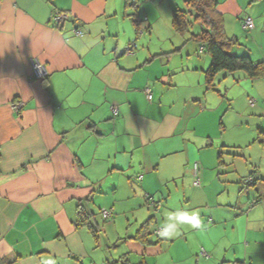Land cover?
Instances as JSON below:
<instances>
[{
    "label": "crops",
    "instance_id": "0c3cea01",
    "mask_svg": "<svg viewBox=\"0 0 264 264\" xmlns=\"http://www.w3.org/2000/svg\"><path fill=\"white\" fill-rule=\"evenodd\" d=\"M147 4L144 14L136 12L138 18H147L141 19L140 28L172 38L174 6L166 1L155 8ZM128 8L125 0H0V264H114L123 254L129 264H152V257L164 251L162 243L142 245L129 239L134 232L124 238L122 254H107L87 225L75 224L80 203L94 212L92 223L103 209L111 211L114 223L117 217L112 215L118 213L119 196L124 195L131 220L137 219L136 231L154 217L142 213L143 205L155 199L163 182L178 177L175 168L192 171L194 181V165L197 176L199 165L204 169L199 149L211 145L209 136L196 134L193 124L207 109L200 103L201 90L208 91L209 55L199 58L197 53L203 52L191 44L180 63L170 65L164 54H181L186 38L148 48V53L126 54L137 30L131 16L135 9ZM57 10L70 16L62 27L51 20ZM218 10L224 24L226 16L244 13L239 0L219 1ZM252 20L256 41L263 30L259 19L256 24ZM74 25L80 35L71 31ZM259 45L251 56L264 62V46ZM31 57L45 65V79L29 77ZM209 90L216 91L215 86ZM16 98L24 103L18 114L9 104ZM260 183L254 188L263 197ZM192 186L200 188L201 183ZM160 196L158 201L163 200ZM254 199L246 204L236 201L238 209L245 207L244 215L251 209L245 222L255 223L253 241L247 229L243 240L231 238L219 247L218 239L204 240L196 234L198 228L186 225L180 226L177 237L160 235L167 242L191 244L189 255L205 245L211 256L204 263L264 264V199ZM164 205L157 215L163 223L170 210L169 203ZM208 211L214 214L212 206ZM251 242L254 246L249 247Z\"/></svg>",
    "mask_w": 264,
    "mask_h": 264
},
{
    "label": "rangeland",
    "instance_id": "374dc122",
    "mask_svg": "<svg viewBox=\"0 0 264 264\" xmlns=\"http://www.w3.org/2000/svg\"><path fill=\"white\" fill-rule=\"evenodd\" d=\"M141 1H138L137 11L139 9L142 14H144L143 5L146 3L153 8L158 3L165 1L173 6L179 4L184 7L183 0ZM239 2L243 6L244 13L240 17H225L227 35H234L238 39L237 43L232 44L228 50L230 53L239 55L248 53L251 56V51L255 48L254 52H256L257 47L260 46L259 44L264 46V0H239ZM129 8L134 10L131 6ZM168 15L170 16V11ZM245 15L252 17L255 24L259 19L258 26L262 28L263 32L256 36V41L252 38L253 29L246 30L242 26L240 19H243ZM145 18L146 16L138 19ZM166 19L169 20V17L167 16ZM171 31L172 35H174L172 38L163 33L152 32L151 35L140 28V30L133 32L134 36L130 39L127 46H133L132 53H148V48L153 49L154 47L166 46L169 43L175 44V42L181 43L188 37V34L179 35L173 30ZM185 43L183 50L179 49L182 52L181 54L180 51L177 53L176 50H173L164 54L166 56L162 55L165 59L169 57L170 65L180 63L179 57L184 54V51L189 47L188 45H195L192 41ZM197 56L199 58L208 57V54L206 52L197 53ZM251 58L253 59L252 56ZM157 59L159 61V56ZM214 84L215 90L220 91V94L216 91L201 90L200 104L203 105L205 103L207 109L202 116L196 118L193 122L196 126L194 127L196 134L206 133L211 141L210 146L199 149L204 163V169L201 165L198 168L201 187L195 188L192 186V171L188 172L184 167H177L175 171L178 177L174 181L171 178L163 182L165 185L161 186L159 192H155V199L149 198L148 205H143L142 213L145 214L146 211L150 214L145 216H154L149 224L152 232L151 238L152 240L161 238L159 243H162L164 249L162 254L152 257L150 260L152 264H197V261L199 264H203L204 260L209 259L211 256L210 251L203 244L199 245L198 251H194L193 255H189L191 244L186 245L177 241L167 242L160 235L162 230L156 235V230L162 228L164 224L157 217L163 211L164 203H169L168 207L170 210L166 211L167 215L175 213L177 210L196 211L200 219V227L197 229L196 234L203 236L204 240H208L209 237H214L215 240L218 239L216 243L219 247H222L231 238L243 240L246 237L247 229L249 230L248 236L252 237L250 240H255L257 236H253L255 223L246 225L245 222V218H247L251 209L246 210L247 215H244L245 213L241 210L245 207L238 209L236 201L239 199L243 204L251 202L252 199L258 196L254 186L258 188L261 184L260 182L264 183V143L261 144L260 140H257L260 132L261 135L264 133V79L250 80L244 76L242 71H234L232 73L220 71L214 77ZM204 94L206 95L204 96ZM251 96L257 100L254 107H248V99ZM219 151L222 152L220 164L217 160ZM183 157L181 156V158ZM252 164L258 166L257 169L259 168L260 172L255 176L259 175L260 179L256 180L257 184L246 186L243 180L245 181L248 177V172L255 169ZM133 187H136V185H133ZM196 189L198 191L203 189L204 193H195ZM160 194L163 195V200L158 201L157 199L161 197ZM123 196H119L118 213L116 211L112 215L113 218L117 217L114 223H110L111 217L105 220L98 214L95 216V221L100 228L98 245L107 254L108 252H119L118 254H122L126 250L124 238L129 236L127 234L131 235L135 232L134 223L137 219L131 220L129 214L130 202H126ZM166 199L168 200L167 202ZM209 206H212L214 214L208 211ZM96 210L97 208H93V211L96 212ZM138 211L135 213L136 217L140 214ZM142 217L143 215L138 218L139 222ZM155 218H158L157 220L159 221L156 222ZM185 232H188V227H186ZM261 233L264 234V230ZM178 234L179 230L176 234H171L170 236L177 237ZM251 245L254 246L252 242L249 247ZM201 252L203 255L200 254ZM187 256L192 257L186 260ZM254 256V261H256V253H254ZM262 258L264 259V256ZM217 259L219 260V257ZM204 264L213 263L205 262Z\"/></svg>",
    "mask_w": 264,
    "mask_h": 264
},
{
    "label": "trees",
    "instance_id": "16d2710c",
    "mask_svg": "<svg viewBox=\"0 0 264 264\" xmlns=\"http://www.w3.org/2000/svg\"><path fill=\"white\" fill-rule=\"evenodd\" d=\"M183 1L184 7L176 4L172 10L171 27L173 31L179 35L188 34L186 41H193L198 45L199 49H202V52H206L209 55L210 63L205 71L206 89H214L215 85L213 84V79L220 71H226L227 73L242 71L244 76L250 80L264 79L263 61L253 60L248 53L239 55L229 52L228 48L232 44H236L237 39L233 36H228L225 31L224 17L223 14L218 10V0ZM129 6L135 9L134 14L131 16H133V23L137 27V30H140V22L142 20H139L136 16L138 1L125 0V7ZM146 19L147 18L144 20ZM242 20L243 19H241V23ZM74 26L76 27V25ZM58 27H62V25ZM250 98L255 100L254 105H256L257 100L252 96L249 97V99ZM262 134L263 135H261L260 132L258 136L260 143L264 141V133ZM256 174V171H252L245 181L243 180L244 184L246 186L255 185L256 180L260 179L258 176H255ZM262 199H264V196L261 197V195H259L254 201L259 202ZM93 217L94 212L87 210L82 203L78 205L75 224L77 226L87 225L93 237L98 239L100 228L97 223H92L91 219H93ZM152 218L153 217H149L145 222L139 225L135 233L130 236L129 239L137 241L142 245L158 243L160 238L157 240H152L151 238L152 232L150 231L149 224L152 221ZM113 263L129 264L127 263V256L124 254ZM238 263L240 264V262Z\"/></svg>",
    "mask_w": 264,
    "mask_h": 264
},
{
    "label": "built area",
    "instance_id": "2783aa9c",
    "mask_svg": "<svg viewBox=\"0 0 264 264\" xmlns=\"http://www.w3.org/2000/svg\"><path fill=\"white\" fill-rule=\"evenodd\" d=\"M69 19H70V16H69V13L67 11L57 10L54 12L51 20L55 26H61L66 21H68ZM242 25L245 29H249V30L252 29L254 26L252 18L249 16H245L242 20ZM71 31L75 35L81 34V30L75 26L72 27ZM132 48H133V46H127L125 48V53L131 54ZM199 52H202L201 48L199 49ZM29 62H30V67H31V72H30L29 77L31 79L43 80L48 76V74H49L48 70L46 69L45 65L37 57H31L29 59ZM145 95H146L147 99H151V92H150L149 88L145 89ZM248 102H249V105L255 104V100L253 98H250ZM9 104H10L11 110L18 114L20 112V110L22 109L24 103L20 99L16 98V99L11 100ZM110 109H111V112L113 114L117 113L118 109L116 106L112 105L110 107ZM194 176H195V179L193 181V185L199 186L200 185V179L197 176V166L196 165H194ZM101 216L104 219H107L111 216V211L108 209H103V210H101ZM161 230H162V228L157 229L156 233L158 234Z\"/></svg>",
    "mask_w": 264,
    "mask_h": 264
},
{
    "label": "clouds",
    "instance_id": "9594fccd",
    "mask_svg": "<svg viewBox=\"0 0 264 264\" xmlns=\"http://www.w3.org/2000/svg\"><path fill=\"white\" fill-rule=\"evenodd\" d=\"M190 226L191 228L200 227L199 214L196 211L177 210L175 213L168 214L162 226L163 235L176 234L180 226Z\"/></svg>",
    "mask_w": 264,
    "mask_h": 264
}]
</instances>
